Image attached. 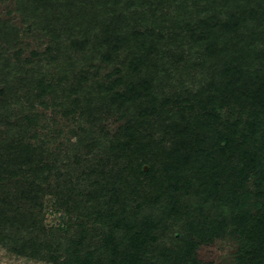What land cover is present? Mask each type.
I'll list each match as a JSON object with an SVG mask.
<instances>
[{
  "label": "trees",
  "instance_id": "16d2710c",
  "mask_svg": "<svg viewBox=\"0 0 264 264\" xmlns=\"http://www.w3.org/2000/svg\"><path fill=\"white\" fill-rule=\"evenodd\" d=\"M30 3L53 44L78 37L82 45L79 64L34 84L35 71L13 65L14 29L0 22V244L54 264H204L200 243L231 227L250 231L248 264H264V0ZM148 19L152 29L141 24ZM120 48L135 63L116 61L90 83L91 67L80 64ZM171 53L176 73L199 69L197 89L169 94L142 78L137 64ZM49 95L75 122L58 146L38 123ZM113 114L126 118L115 134L104 123ZM251 182L256 225L245 198Z\"/></svg>",
  "mask_w": 264,
  "mask_h": 264
},
{
  "label": "rangeland",
  "instance_id": "374dc122",
  "mask_svg": "<svg viewBox=\"0 0 264 264\" xmlns=\"http://www.w3.org/2000/svg\"><path fill=\"white\" fill-rule=\"evenodd\" d=\"M33 10L34 8L31 5L30 0H0V22L3 21L14 29L15 37L14 40H12V46L10 48V53L13 57V65L23 72L26 71L29 73L35 71L39 78H33L32 81L34 84L42 83L46 87L48 84L52 83V76L57 75L59 70L63 72L69 71L68 68L72 64L76 66V62L78 63L79 61V56L78 53L76 54V51L78 46L82 45V43H80L81 40L77 37L75 41L69 40L68 42H65L64 40L61 42V39H59L53 44V38L47 29L49 25H47L45 21L36 22L33 17L35 16ZM158 15L160 16V24L169 21L164 13H158ZM142 19L146 18L143 17ZM155 21L156 20L154 19L142 20L141 24L144 25L145 28L149 27L152 29ZM177 24L182 26L184 22L179 20ZM64 37L62 36L61 38ZM180 44L183 45L186 44V42H181ZM101 55L103 60L96 59L97 57L93 56L89 62L80 64L87 69L91 67L89 73L86 71V76L91 79L89 81L90 83L99 79V75L106 76L111 73L113 69L118 66L116 65V61L123 60V64L126 63L127 67L131 62L135 63V61L125 58L126 53L123 48L118 49L110 58L104 53ZM186 55V62L183 60L179 66L188 62L187 59L189 57L188 54ZM40 56L42 57L41 61ZM178 56V53H171L167 58L157 59L154 63H148L145 67H141V65L137 64L138 72L154 91L166 88L167 92L172 94L173 87L176 88L179 93L190 88L197 89L195 88L197 85L196 82L201 77L198 68H195L193 71L191 69L186 71L185 68L182 67L183 69L179 73H176V67L174 68V66L168 63L169 60L175 62L176 59H178ZM92 60H95V66L91 65ZM112 60H114V62H112ZM154 65H157L162 69H156ZM56 66L58 67L56 68ZM17 73L20 75L25 74L21 72ZM133 79L135 82L138 81L137 76H133ZM34 93L36 94V92ZM43 102L48 104L46 107L41 106L42 108H39L37 112L39 113L38 123L39 125H44V128L47 127L44 130L45 132L51 131L49 134L56 132L57 136L53 143L55 146H58L61 144V141H65L67 138L66 136H71L73 134V131H75V122L72 119L65 117L64 113L61 111L63 109H60V106L58 107L53 101H50V95L45 97ZM201 109L202 108H198L196 112ZM216 109L223 116V119L228 118V115L226 114L228 112L227 107H216ZM202 113H204L203 110L202 112H199V114ZM115 114L110 115L104 122L113 132L112 134H115L126 122V118H121L119 115ZM72 138V141H74L75 137L73 136ZM221 161L224 163V159ZM235 161L237 162L236 159ZM248 190L249 195L245 197L247 200L246 204L249 209L252 225H256L255 217L259 214V210L257 209L259 203V195H257L259 194L258 186L251 182L248 186ZM263 198L261 199L262 201L264 200ZM54 199L56 198H53L50 201V196H48L46 199L47 204L49 206H51V204L53 205ZM262 204L264 205V202ZM262 209H264V206ZM55 221V215L48 218V223L50 225H54ZM250 237V231L242 233L241 230H236L235 228L230 227L225 234L222 233L219 237L215 236L213 240L201 242L196 250V257H198L204 264H248L253 256L250 251L254 249L255 246V242L252 241V238ZM65 245H68V239H66ZM0 264L54 263L42 259L20 256L0 244Z\"/></svg>",
  "mask_w": 264,
  "mask_h": 264
},
{
  "label": "water",
  "instance_id": "95a60500",
  "mask_svg": "<svg viewBox=\"0 0 264 264\" xmlns=\"http://www.w3.org/2000/svg\"><path fill=\"white\" fill-rule=\"evenodd\" d=\"M145 169H148V167L146 166Z\"/></svg>",
  "mask_w": 264,
  "mask_h": 264
}]
</instances>
